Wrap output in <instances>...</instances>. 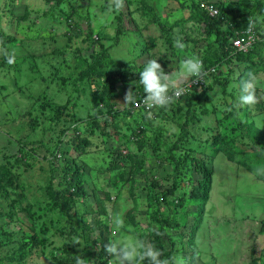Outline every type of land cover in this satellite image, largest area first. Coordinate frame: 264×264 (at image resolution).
<instances>
[{
	"label": "rangeland",
	"instance_id": "374dc122",
	"mask_svg": "<svg viewBox=\"0 0 264 264\" xmlns=\"http://www.w3.org/2000/svg\"><path fill=\"white\" fill-rule=\"evenodd\" d=\"M125 1L132 5L129 14L127 5L121 10L125 31L119 43L109 51L115 62L113 67L131 68L135 72L147 59L157 58L165 72H175L184 57L198 55V49L205 43V39L198 34L200 31L197 28L201 26L192 21H183V26L178 21L188 15V10L180 8L178 2ZM142 1L151 5L159 20L169 27L174 36L172 45L164 41L152 13ZM232 1L239 2L237 13L253 15L264 33V0H261L263 3L259 4L260 7L258 5L260 11L257 1ZM253 11L258 12L254 14ZM115 13L109 10L108 0H0V30L15 37V42H9L5 48L14 56L13 64L0 68V164L19 175V190L25 195L22 201L17 191L10 190V196L0 198L1 263L8 264L1 259L22 238H33L36 245L20 264H55L51 253L58 255L62 247L66 248L69 242L75 243L80 239L71 232L67 235V228L62 225L66 217L44 209L46 202H51L47 192L60 190L64 186L59 183L62 175L60 159L53 158L51 151L58 146L59 140L66 137L90 136L87 132L76 131L75 127L84 126L83 118L92 112L89 107L90 93L100 86L95 79L79 83L76 78L86 64L84 60H91L90 54L96 49L93 43L88 42L86 35H90L94 41L99 36L98 31L102 37V34L113 36L117 26ZM68 15L72 19L67 23L64 16ZM150 20L153 21L148 22ZM178 37L182 40H177ZM7 57L4 58L5 62ZM256 77L259 82L256 87L258 102L249 106L247 116L257 131L255 135L262 137L264 110L257 111V107L259 104L260 107L262 104L264 106V72H259ZM138 80L117 86L119 95L115 101L120 111L129 106L119 103H123L129 86L135 93L143 92ZM230 84L226 86V94L210 90L205 94L206 103L191 106L188 114L184 113L187 108L184 100L179 104L181 111L168 107L164 111L153 112L151 118L132 105L135 112H140L133 118L135 120L131 119L132 123L137 119V123L144 128L138 140L128 143L129 150L142 162V172L136 175L131 174L133 160L125 167L122 177L106 170L105 166L113 157H107L105 149L123 146L121 149L125 151L121 137L117 136L112 141L106 137L90 136L94 145L89 149L87 147L88 151L77 158L85 164L86 192L78 199L81 209L78 212L102 205L108 214L100 217L108 225L111 215L119 213L125 228L130 230L114 233L109 227L108 241L141 239L146 234L147 183L155 180L163 187L171 184L174 167L168 157V148L182 135V125L187 117L189 123L186 127L191 129L196 140H203L208 135L207 126L215 124V128L219 129L217 118L222 119L223 112L230 108L228 103L235 105L240 95L235 82L231 81ZM205 108L208 110L203 113ZM190 114L192 117L188 116ZM121 119L130 120L124 113L120 114ZM107 132L111 138L114 137L111 134L114 128H107ZM139 139L143 143L141 150H137ZM195 144L194 140L185 141L183 146L173 149L174 156ZM205 149L207 155H212L210 196L193 242L188 240L189 235L185 236L184 241L178 243L180 251L177 256L184 257L186 264H264V180L258 179L244 166L228 160L222 151H216L209 145ZM27 161L31 164L23 170ZM52 168L57 175L54 179L50 176ZM192 176L194 179L198 177L194 173ZM158 185L155 189L159 188ZM181 185L183 187L185 184ZM126 212L135 220L140 219V222L132 219L137 223H131ZM44 229L47 233L43 232ZM96 236L97 232L91 238ZM73 245L79 256L87 260L88 256L81 254V243ZM66 255L64 251L61 256L65 258ZM253 257L256 258L253 260ZM105 261L115 264L109 254Z\"/></svg>",
	"mask_w": 264,
	"mask_h": 264
},
{
	"label": "trees",
	"instance_id": "16d2710c",
	"mask_svg": "<svg viewBox=\"0 0 264 264\" xmlns=\"http://www.w3.org/2000/svg\"><path fill=\"white\" fill-rule=\"evenodd\" d=\"M174 1L179 3L180 8L188 10L186 18L178 20L180 23L182 22V25L184 24L183 21H192L201 26V28H197L200 31L198 34L205 39V43L201 49H198L197 56L203 61L204 70L213 68L214 71L209 72L205 76L206 84L194 86L188 92L179 96L175 103L169 107L181 111L179 104L184 100L187 106L184 113L188 114L189 110L195 105L206 103L204 102L207 100L205 94L210 90L226 94L228 93L226 92V86L231 81H234L236 89L240 92L241 81L247 78V72L251 71L255 75L259 74V72H264V33L260 31L261 26L256 24L253 15L237 13L236 6L239 2L211 0L218 9V14L210 16L199 7L197 0ZM253 1H257V8L260 11L259 7L263 2L261 0ZM142 3L152 13V19L159 26L164 41L169 43L168 45H172L174 36L169 31V27L159 20L151 5L143 1ZM125 5H127L129 14V7L132 4L125 1ZM258 11H253V13L255 14ZM114 17L116 18L117 26L113 36L102 34V37L98 31L97 35L99 36L94 41L90 35H86L88 42L93 43L92 45L96 46V49L92 50L90 54L91 60H84L86 64L79 70V75L76 79L79 83L95 79L100 88L97 87L90 93L89 107L92 112L83 118L84 126H76L75 129L76 131L87 132L90 136L110 138L112 141H115L117 136L121 137L125 151L121 149L123 146L106 147L107 157L113 158L105 167L106 170L114 171L122 177L125 167L131 160H133L131 174L136 175L142 172L140 170L142 162L129 150L128 143L138 140L139 134L143 135L144 128L137 123V119L136 122L134 121L135 125L132 123L131 119L140 113L135 112L131 108L132 105L127 106L123 111L116 108L115 99L119 95L117 86L139 79V73L143 70L145 63L134 70L135 72L131 68L113 67L115 62L111 58L109 51L119 43L120 37L125 31V27L122 24L123 13L121 11L115 13ZM143 17H145V14H143ZM250 17H252L251 20L253 19L255 42L247 51L237 50L231 45L230 39L245 30ZM64 18L66 22L68 20L71 22L72 17L69 15L64 16ZM107 40L109 42H106ZM177 40L182 39L178 37ZM9 42H15V37L0 30V48L5 49ZM177 45H180V43H177ZM10 56L12 62L9 63V57H7V62H5L4 58L6 56L1 53L0 68L13 64L14 56ZM208 79L210 82H208ZM74 89L77 90L78 87L75 86ZM44 94L43 97L45 98ZM229 94L233 95V93ZM143 95V92L136 93L137 99L143 97ZM228 105L232 110L223 112L222 119L217 118L218 122L216 121V124L220 122L219 129L215 128V124L207 126L206 132L208 135L203 140H196L194 134L190 131L191 129L186 127L189 123V117H187L183 122L184 126L182 125V135L176 140L177 142H174L168 148V157H170V162L174 167L171 184L163 187L153 180L146 185L148 193L146 200L147 212L145 214L148 229L141 239L155 244L162 251L164 258L177 256L180 251L178 243L183 242L185 236L189 235L188 240L193 242L195 232L202 221L205 205L210 196L213 175L211 167L212 155L206 154V146L209 145L214 147L216 151H222L228 160L244 166L252 171L258 179L264 180V174L257 172V169L264 168V136L257 137L255 135L257 131L255 132L253 123L249 121L247 116L249 106L236 109L231 102ZM260 106L261 104L257 107V111L264 110L263 104L262 107ZM165 109H153L152 112L157 110L164 111ZM140 110L146 113L145 109L140 108ZM207 110L208 108H205L203 113H206ZM121 113L127 114L130 120H120ZM188 116L192 117V114ZM111 127L114 128V132L111 133L114 136L112 138L107 132V128ZM90 136L66 137L65 140H59L58 146L51 151L53 158L57 159L59 157L58 159H60L62 175L59 183L64 186L60 190H49V193L47 192L51 202L50 200L47 201L44 209L50 212H57L61 217H66L62 225L67 228V235L69 236L71 232L70 234L81 239L78 240L79 243L69 242V246L66 248L62 247V252L59 251L58 255L51 253V258L55 264H76V258L79 254L73 244L77 245L80 243L82 245L81 254L88 256L89 264H108L105 261L108 253L105 251L104 245L108 243L110 236L109 225L105 219L100 217L108 214L107 209L99 205L95 209H82L81 212H78V210H81L78 199L84 196L86 192L84 187L85 164L82 163L83 160L77 158L82 152L88 151L86 150L87 147L89 149L94 145ZM188 136L191 140L196 141V144L193 147L187 146L183 153L175 157L173 149L180 148L185 141L190 142L191 140ZM139 140L137 150H141L143 147L142 140ZM200 141L203 143L201 144ZM27 155L32 157L31 154ZM25 164L27 165L24 166L23 170L31 162L27 161ZM19 172L21 171L17 173ZM55 172L54 168H52L50 174L52 179L57 177ZM193 173L197 174L198 177L194 179ZM18 176L16 173L13 174L4 164H0V193L2 192L0 198L10 196L11 193L9 194V191L11 190L17 191L21 200H24L25 195L19 190L21 183H17ZM181 183L185 185L181 187ZM157 185L159 188L155 189ZM9 214L11 215V213ZM126 217L127 219L130 218L131 223L140 222V219L137 218L135 220L129 212H126ZM43 232L47 233L45 229ZM95 232L98 233V236L91 238V235ZM37 243H40L39 240ZM33 245H36L33 238H22L19 244L12 248L11 252L4 254L1 261H6L8 264L14 262L20 264L33 250ZM64 251L67 252L65 258L61 256ZM255 258L253 257V260ZM1 264H5V262ZM144 264H149V262L146 260Z\"/></svg>",
	"mask_w": 264,
	"mask_h": 264
},
{
	"label": "clouds",
	"instance_id": "9594fccd",
	"mask_svg": "<svg viewBox=\"0 0 264 264\" xmlns=\"http://www.w3.org/2000/svg\"><path fill=\"white\" fill-rule=\"evenodd\" d=\"M109 10L119 13L125 7V0H108ZM249 27H252L250 23ZM183 47V45H181ZM0 53L9 57V63L12 62L10 54L6 49L0 48ZM203 61L195 54L184 57L175 72H165L163 66L157 58L147 59L145 66L139 73V84L143 87L142 103L146 109V115L151 118L153 109L168 108L175 103L176 99L182 94L180 87L186 81L194 82L204 80ZM246 79L240 84V95L234 107L236 109L244 106H252L258 102L256 96V87L258 80L256 75L249 71L246 73ZM206 84V82H205ZM141 101L137 99L135 91L131 86L125 92L122 105L138 106ZM231 111L232 109H227ZM259 174H264V168L257 169ZM109 227L118 233L121 230H130L125 228V223L119 213L111 215ZM79 243V241H75ZM105 251L115 260V264H186L182 256H171L164 258L162 251L155 244L143 239H109L104 245ZM76 264H89V261L78 256Z\"/></svg>",
	"mask_w": 264,
	"mask_h": 264
},
{
	"label": "built area",
	"instance_id": "2783aa9c",
	"mask_svg": "<svg viewBox=\"0 0 264 264\" xmlns=\"http://www.w3.org/2000/svg\"><path fill=\"white\" fill-rule=\"evenodd\" d=\"M197 2L199 4V7L203 11H205L208 15L216 16L218 14V9L214 5L213 1L197 0ZM250 23L252 24L251 28L249 27ZM230 42H231V45L237 50L247 51V49H249L252 46V44L255 42V32H254V27H253V20L250 19L245 30L239 34H236V36L230 39ZM213 71H214L213 68L204 70V73H205L204 80H205V76L209 72H213ZM204 83L205 82L203 80H200V81L192 83L191 85V80L186 81L183 85L180 86L183 89V92L181 95L188 92L194 86H198L199 84H204ZM138 100H140L141 102L136 107L145 109V106L142 103V97H139ZM108 264H110V262H108Z\"/></svg>",
	"mask_w": 264,
	"mask_h": 264
}]
</instances>
